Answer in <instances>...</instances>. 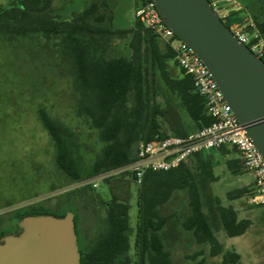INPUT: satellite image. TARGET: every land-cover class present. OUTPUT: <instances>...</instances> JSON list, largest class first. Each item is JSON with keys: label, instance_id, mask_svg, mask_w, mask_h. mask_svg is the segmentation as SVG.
<instances>
[{"label": "trees", "instance_id": "obj_1", "mask_svg": "<svg viewBox=\"0 0 264 264\" xmlns=\"http://www.w3.org/2000/svg\"><path fill=\"white\" fill-rule=\"evenodd\" d=\"M77 1L14 0L8 8L0 9V51L4 48L30 54L32 49L23 43L40 37L51 42L74 82L77 116L98 132L103 147L90 167L82 170L73 128L55 121L44 110L38 111L54 142L57 168L69 186L131 165L140 146L156 137L185 139L213 123L205 100L164 41L137 19L133 26L122 25L117 0H89L84 6V0ZM148 2L151 0H134L135 11ZM253 18L264 37V21ZM235 22L243 24L238 12H232L225 24L230 28ZM44 49L42 53L46 54ZM42 53L36 59L41 63L38 59ZM52 53L56 51L49 49ZM184 113L190 122L184 120ZM216 151L219 159L212 151L200 152L176 169L144 174L137 184L134 252L130 191L136 181L129 173L106 178L102 184L108 187L111 198L103 203L105 227L92 238L89 233L94 226H85L84 244L78 240L80 264H173L171 248L184 241L209 248L210 257L222 258L220 264H241L238 253L224 249L219 234L243 236L251 222L239 220L237 211L214 194L213 184L218 181L216 169L221 166L235 176L246 171L236 148ZM233 155L236 157L227 159ZM252 191L244 187L230 193L228 199H240ZM94 192L91 185H85L66 193L63 203L67 208L60 215L37 204L18 210L15 219L19 222L39 215L63 218L71 211L77 221L74 209L80 204L85 212L92 206L99 223ZM203 254L200 251L196 257ZM204 263L203 259L197 264Z\"/></svg>", "mask_w": 264, "mask_h": 264}, {"label": "rangeland", "instance_id": "obj_2", "mask_svg": "<svg viewBox=\"0 0 264 264\" xmlns=\"http://www.w3.org/2000/svg\"><path fill=\"white\" fill-rule=\"evenodd\" d=\"M89 0H84L82 6ZM118 19L122 25L135 23L134 0H117ZM79 3V0L77 1ZM76 2V3H77ZM225 8L240 13L243 24L257 17L264 21V0H214ZM82 8V7H81ZM239 23V22H238ZM241 24V23H239ZM2 44V43H1ZM30 46L31 53L0 51V234H10L18 226L15 215L18 210L31 205L49 207L51 214L60 215L67 208L63 203L66 193L83 188L84 183L71 185L57 168L54 142L44 128L39 110L46 111L55 121L73 128L79 144L78 163L87 170L103 145L98 132L76 114L77 94L70 74L63 66L57 48L45 38L23 43ZM39 47V48H37ZM43 47L45 53H42ZM56 53L49 54V49ZM38 62L36 59L41 55ZM45 58V60H44ZM184 120L189 118L184 113ZM211 154L219 159L220 153ZM236 157L228 156L227 159ZM218 181L213 184L214 194L220 197L226 206H232L239 220H248L250 227L243 236L229 238L224 233L219 239L226 251L237 252L241 264H264V206L255 207L248 203V196L229 200L228 195L235 190L251 187L254 177L245 172L241 176L233 175L226 166L216 169ZM253 190V187H252ZM97 203L94 205L100 222L94 219L92 206L88 211L78 204L74 209L79 225V244H84L85 226L93 227L90 237L103 232L105 207L110 193L105 184L95 190ZM138 185L132 182L130 191L131 249L134 252V238L137 225ZM183 199V196L180 197ZM60 203V205H58ZM60 206V207H59ZM59 207V208H58ZM98 220V221H99ZM95 223V224H94ZM94 224V225H93ZM204 251L202 256L197 253ZM173 264H220L222 258L209 256V248L200 247L184 241L171 248Z\"/></svg>", "mask_w": 264, "mask_h": 264}, {"label": "water", "instance_id": "obj_3", "mask_svg": "<svg viewBox=\"0 0 264 264\" xmlns=\"http://www.w3.org/2000/svg\"><path fill=\"white\" fill-rule=\"evenodd\" d=\"M151 1L204 63L264 159V61L233 35L210 0ZM18 227L20 233L0 239V264H80L73 212L63 218L27 216Z\"/></svg>", "mask_w": 264, "mask_h": 264}, {"label": "built area", "instance_id": "obj_4", "mask_svg": "<svg viewBox=\"0 0 264 264\" xmlns=\"http://www.w3.org/2000/svg\"><path fill=\"white\" fill-rule=\"evenodd\" d=\"M212 6L224 23L234 12L214 1ZM135 18L175 52V61L193 80L197 93L205 100L207 114L213 119V123L185 139L156 137L140 146L137 160L131 165L114 173L99 175L83 182V185H91L96 190L106 178L121 173H129L132 178L135 173L136 182L140 184L148 171L167 172L178 168L194 154L234 147L245 171L254 177L253 191L248 197L249 204L255 207L264 206V159L225 101L204 63L164 23L152 1L136 10ZM229 29L258 59L264 61V37L253 21L244 24L235 22Z\"/></svg>", "mask_w": 264, "mask_h": 264}, {"label": "flooded vegetation", "instance_id": "obj_5", "mask_svg": "<svg viewBox=\"0 0 264 264\" xmlns=\"http://www.w3.org/2000/svg\"><path fill=\"white\" fill-rule=\"evenodd\" d=\"M252 187L253 186H251V187H248L250 190H252ZM95 194V193H94ZM249 203V202H248ZM75 224H76V234H77V236H78V240H79V235H80V233H79V225H78V223H77V221H75ZM18 233H20V229H19V227L18 226H16L15 228H14V230H13V232L12 233H10V234H18ZM1 235V234H0ZM6 235H8V234H6ZM2 238V237H1ZM236 252V251H235ZM237 253V252H236ZM242 260V259H241Z\"/></svg>", "mask_w": 264, "mask_h": 264}, {"label": "crops", "instance_id": "obj_6", "mask_svg": "<svg viewBox=\"0 0 264 264\" xmlns=\"http://www.w3.org/2000/svg\"><path fill=\"white\" fill-rule=\"evenodd\" d=\"M14 0H0V9H5L11 6Z\"/></svg>", "mask_w": 264, "mask_h": 264}]
</instances>
